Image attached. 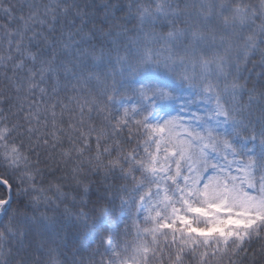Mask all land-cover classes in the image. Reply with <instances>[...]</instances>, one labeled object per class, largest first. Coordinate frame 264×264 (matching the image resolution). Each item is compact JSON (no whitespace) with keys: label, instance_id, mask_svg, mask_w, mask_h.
<instances>
[{"label":"snow or ice","instance_id":"6c2138e0","mask_svg":"<svg viewBox=\"0 0 264 264\" xmlns=\"http://www.w3.org/2000/svg\"><path fill=\"white\" fill-rule=\"evenodd\" d=\"M0 264H264V0H0Z\"/></svg>","mask_w":264,"mask_h":264},{"label":"trees","instance_id":"16d2710c","mask_svg":"<svg viewBox=\"0 0 264 264\" xmlns=\"http://www.w3.org/2000/svg\"><path fill=\"white\" fill-rule=\"evenodd\" d=\"M4 189L2 187H0V193H3Z\"/></svg>","mask_w":264,"mask_h":264}]
</instances>
